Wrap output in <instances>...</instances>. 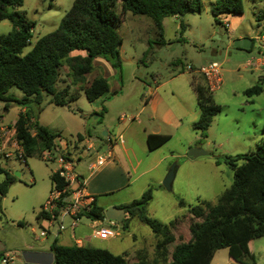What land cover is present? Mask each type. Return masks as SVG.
Returning a JSON list of instances; mask_svg holds the SVG:
<instances>
[{
  "label": "rangeland",
  "instance_id": "obj_1",
  "mask_svg": "<svg viewBox=\"0 0 264 264\" xmlns=\"http://www.w3.org/2000/svg\"><path fill=\"white\" fill-rule=\"evenodd\" d=\"M215 1L202 0V8L198 12L166 17L162 37L149 16L124 11L121 3H116L113 8L119 21L115 29L122 39L120 69L112 67L104 58L96 57L93 70L87 74L85 82L74 84L67 66H63L55 86L58 89L68 86L69 93H79L78 97L66 105H57L50 102L49 94L43 93L41 111L37 113V121L58 135L59 140L56 141L59 146L62 142L64 144L63 151L53 149L54 154L59 156L62 153L69 157L78 170L86 169V162L94 161L98 155L105 156L109 149L115 152L120 162H126V154L119 150V135L121 141L130 138L137 145L139 142L142 145L143 126L147 130H157L158 125L161 126V132L170 135L164 149L175 154L168 167L176 164L178 169L170 191L163 187L153 191L147 204V214L162 223L178 218L174 230L181 233L185 240L190 238L191 228L196 221L188 212V207L201 200L216 203L219 195L234 179L233 170L215 160L226 155L254 151L263 135L264 91L252 98L243 91L257 83L259 75H264V66L256 64L257 57L264 59V42L255 40L256 36L264 35V19L257 20L264 0H243L241 19L233 29L229 24V21L232 22L230 17L237 14H221V23L215 21L210 11ZM72 3L73 0H23L17 9L28 20L34 21L31 42L24 47L23 53L30 50L38 37L58 26ZM11 28L9 20H0V35ZM237 36L249 38L252 47L235 48L233 40ZM211 61L221 64L222 84L212 92L221 111L202 134L192 126V120L197 119L199 110L191 80L196 77L199 82H204V79L188 70V67L199 68ZM255 66L261 68L255 69ZM97 76L108 79L110 91L90 102L81 87ZM152 90L162 98L158 106L160 112L171 108L182 116V125L178 127L180 131L152 119L149 108L140 112ZM8 94L16 98L24 95L17 87H11ZM21 108L16 102L0 100V125L13 127ZM87 131L91 133L90 137ZM79 134L83 138H90L80 151L78 144H75ZM96 138L99 145L87 150L86 146L94 143ZM9 144L0 137V165L15 176L1 199L0 254L14 255V264H30L23 260L21 252L30 248H46L52 242L49 234L40 235L47 220L38 219L37 213L51 194V174L59 164L55 159H43L39 151L25 155L24 162L16 157ZM192 147H200L206 154L189 159L187 153ZM5 152H10L11 156L6 157ZM136 156L144 158L145 151L136 148ZM126 163L123 174L118 169L110 172L115 174L112 182L114 189L96 195L97 205L103 211L108 207V202L131 201L139 198L147 189L138 180L130 186L126 185L129 183L127 179L134 176ZM237 163L241 165L242 161ZM121 175L123 178H120ZM3 177L0 174V181ZM179 199L185 202L184 206L178 205ZM125 221L82 217L79 223L80 227L85 225V238L82 237V240L87 245L86 239L93 235L94 229L108 228L120 231V235L102 240L93 238V244L98 248L114 254H133L138 248L151 253L155 236L151 228L136 217L129 218L124 227ZM63 223L67 226L69 218L64 217ZM53 225L52 228L56 230L58 222L54 221ZM210 264H264V236L217 250Z\"/></svg>",
  "mask_w": 264,
  "mask_h": 264
},
{
  "label": "trees",
  "instance_id": "obj_2",
  "mask_svg": "<svg viewBox=\"0 0 264 264\" xmlns=\"http://www.w3.org/2000/svg\"><path fill=\"white\" fill-rule=\"evenodd\" d=\"M22 2L0 0V20L7 19L12 25L9 32L0 35V100L16 102L25 108L19 111L14 122L15 136L23 149L24 162L25 155L37 151L41 153L44 149L63 151L56 141L58 135L37 121L43 93L49 94L50 102L57 105H66L78 97L79 93H69L68 86L59 89L55 86L63 66H67L74 84L85 82L87 74L93 70L96 57H102L112 67L120 69L122 39L115 29L119 21L113 8L116 3L120 2L124 11L149 16L160 37L164 18L198 12L202 8V0H73L58 26L38 37L30 50L23 53L24 47L31 42L34 21L28 20L17 9ZM210 11L215 21L221 23V14L243 13V0H216ZM263 19L264 7L257 15V20ZM180 27L183 28L182 23ZM75 51L79 53L75 54ZM191 85L199 110L192 126L203 134L214 116L221 111V106L215 103L205 80L199 82L193 77ZM11 87L21 89L24 95L16 98L8 94ZM81 89L86 98L93 102L109 91V82L107 78L97 76ZM263 91L264 75L243 92L247 97H253ZM262 130L263 135L254 151L226 155L215 160L230 167L234 179L219 195L216 203L201 200L188 207V212L196 219L189 239L185 240L181 233L174 230L178 218L162 223L147 214V204L155 188L149 186L139 198L120 207L125 214L122 219H126L124 227L129 218L136 217L155 234L153 258H149L145 251L128 258L126 254H114L104 248L63 245L54 239L49 245L54 256L53 264H210L217 250L264 236V124ZM87 135L90 136L89 131ZM83 139L82 135H77L78 141ZM168 139V134L150 133L146 142L148 148L153 150ZM239 160L242 161L241 165L237 163ZM0 174L4 175L0 181L1 206V199L15 176L1 165ZM51 183V191L64 186L63 180L55 172L51 174ZM178 205L184 206L185 202L179 199ZM59 212L57 209L49 214L40 209L37 218L56 220ZM79 217L93 220L105 217L103 208L97 205L96 196H93L90 208L82 210Z\"/></svg>",
  "mask_w": 264,
  "mask_h": 264
},
{
  "label": "crops",
  "instance_id": "obj_3",
  "mask_svg": "<svg viewBox=\"0 0 264 264\" xmlns=\"http://www.w3.org/2000/svg\"><path fill=\"white\" fill-rule=\"evenodd\" d=\"M240 16H241V14H237L235 16L230 17L232 22L229 21V24L232 26V29H233V27L236 26L237 22L240 21V19H241ZM162 24H163V22H162ZM163 28H164V25H163ZM238 38H244V36H237L235 39H238ZM74 53L75 54L79 53V51H75ZM94 59H96V58H94ZM256 64L259 66H264V59L261 57H257ZM259 66H255V69L261 68ZM260 76H262V75H259L258 78ZM90 82H91V80H90ZM161 85H163V83L156 86V88H159V86H161ZM109 91H110V84H109ZM156 93L157 92L155 90H152L150 96L147 99H145L144 105L140 108V112H144L147 108H149V110L151 111L152 119H157L160 122H162L166 125L172 126V127H176V128L180 127L182 125V118H181L182 116L180 114H178L177 112H174L171 108L164 109V111H162V112H160L158 110V106L162 102V98L159 95H156ZM255 96H257V95H255ZM24 109L25 108L22 107L20 111H23ZM194 117H196V116H194ZM194 121L195 120H192V123ZM180 130H181V128H178V131H180ZM150 133H161V134H163L165 132H161V126H159V125H158L157 130H147L143 126V130H142V140H143L142 145L143 146L141 145L140 142H139V145H137V143L134 142V139H130V138L119 141V150L126 154V156H127L126 162L127 163L126 162H120L118 160L115 152H113L110 149V155H108V151H109L108 150L106 155L103 156V157H105L104 163L101 165L95 166L92 170L89 169V165L94 162L92 160H89L88 162H86L87 163L86 169L78 170L77 168H75L76 171L78 172V174L85 179V191H86V193H88L89 195H91L93 197V196H96L97 194H99L101 192H107V191H110L109 189H114L112 182H113V180H115V174L114 173L110 174V172H112L114 169H118L123 174V171H124L123 168L125 167L124 163H126L128 165L130 171L134 174L133 178L127 179V181L129 182L128 184H126L127 186H130L131 183L136 182L138 180L141 182L142 187L144 186V187L148 188L149 186H154L155 187L154 190H156L158 188H162L161 182H162L166 172L168 171V169H169L168 165L171 163L175 154H173L170 151H165L164 148L166 146L167 141L165 143H163L162 145H160L159 147L153 149V150L149 149L147 142H146V137ZM90 135H91V133H90ZM169 138H170V135H169ZM89 141H90V138H84L81 142L78 140L75 141V144L76 145L78 144L77 146H79L78 148L80 151L82 149V147L84 146V144H87ZM88 145L98 146L99 145L98 139L96 138V140H94V143L91 142ZM88 145L86 146V149H87ZM63 146H64V144L62 142V144L60 143L59 148L62 149ZM138 147H139L140 151H143V150L145 151L144 158H140L139 156L138 157L136 156V148H138ZM130 155L132 158L130 157ZM182 162L184 163L185 161H182ZM177 169H178V165H176V171H177ZM127 174H129L128 170H127ZM120 178H123V175H121ZM127 202H130V200L125 201V202H119V201L118 202H115V201L114 202H108V207H110V206L120 207L121 204H124ZM79 223H80V221H79ZM79 223L73 229L66 227L67 229L65 228V229L60 230V231L57 229L54 230L52 228L54 226L53 225L51 227V229L55 233H49L51 240L53 241L54 239H56L58 241V243H60V244H63L64 242H69V243H71L69 245H72V243L77 244L76 240H80L82 243L77 244V245H85L83 240H82L83 238H85V235L83 234L84 229H85V225H82L83 227H80L81 225ZM45 226H47V223L45 225H43V227H45ZM77 235H79V236H77ZM115 235H120V231H115ZM93 236H95V235L93 234L91 237H89V239H86V242H87L86 246L97 247V246H95V244H93L94 243L92 241L93 238H97L100 240L109 238V236L107 238H99L98 236H95V237H93ZM42 240H44V238H42ZM153 240H154V242H153V248H152L151 253L147 252L143 248H138V249H135L133 251V254H131V252L130 253L125 252V254L127 255L128 258H130V257H134L140 251H145L149 258H153L156 236H154ZM49 245H50V243L48 244V246L46 248H38V249H34V250H49Z\"/></svg>",
  "mask_w": 264,
  "mask_h": 264
},
{
  "label": "built area",
  "instance_id": "obj_4",
  "mask_svg": "<svg viewBox=\"0 0 264 264\" xmlns=\"http://www.w3.org/2000/svg\"><path fill=\"white\" fill-rule=\"evenodd\" d=\"M257 42H264V35L256 36ZM188 70L198 73L203 77L209 91L214 92L220 88L222 84L221 64L216 61L208 62L200 66L199 68L188 67ZM34 133V132H33ZM0 137L2 141L10 142V148L15 151L16 157L24 160V152L15 136V127L0 125ZM121 140V135H119ZM59 140V138H56ZM3 143V142H2ZM6 146V144H5ZM4 149V147H2ZM6 148V147H5ZM93 145H88L87 149H92ZM46 151L41 152V156L46 160H56L59 164L55 173L64 182V186L60 189L51 191L46 203L42 206L41 210L52 214L54 210L59 209V216L56 220L48 219L47 226L43 227L40 232L41 236H45L49 233H55L51 227L53 222H58L57 230H63L67 226L71 229L75 228L81 217L79 213L82 210H88L91 206L93 197L85 191V179L81 177L75 169V165L71 159H68L62 155L56 156L53 149H44ZM6 157L11 156L10 152L4 153ZM110 155V149L108 151ZM105 157L98 155L93 163L89 165V169L92 170L95 166L103 164ZM63 200V202H62ZM69 218V224L67 226L63 223V218ZM93 234L99 238H107L108 236H114L115 231L108 228H99L93 230ZM77 244H81L80 240H76ZM16 257L9 253H4L0 257V264H14Z\"/></svg>",
  "mask_w": 264,
  "mask_h": 264
},
{
  "label": "water",
  "instance_id": "obj_5",
  "mask_svg": "<svg viewBox=\"0 0 264 264\" xmlns=\"http://www.w3.org/2000/svg\"><path fill=\"white\" fill-rule=\"evenodd\" d=\"M233 46L235 48L249 49L251 46V40L249 38H238L233 41ZM106 134V133H104ZM206 152L203 151L200 147H192L188 150L187 157L189 159H194L200 155H205ZM176 172V165L172 164L168 171L166 172L163 180L162 187L170 191L172 189V183L174 180ZM104 216L109 220L120 221L124 217V211L121 207L110 206L107 207L104 211ZM21 256L26 263L30 264H53L54 256L50 250H33L25 249L21 252Z\"/></svg>",
  "mask_w": 264,
  "mask_h": 264
}]
</instances>
